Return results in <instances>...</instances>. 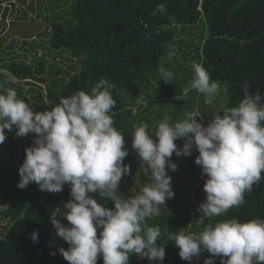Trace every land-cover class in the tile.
I'll use <instances>...</instances> for the list:
<instances>
[{"label":"trees","instance_id":"1","mask_svg":"<svg viewBox=\"0 0 264 264\" xmlns=\"http://www.w3.org/2000/svg\"><path fill=\"white\" fill-rule=\"evenodd\" d=\"M160 3L166 5V12L153 16ZM59 15L55 14L56 20L38 35L47 40V50L54 55L57 50L67 52L78 67L71 65L69 70L65 69V75H61L62 70L57 67L54 81L45 83L42 89L40 84L52 66L46 67L42 58L31 61L26 60L24 54L7 51L8 59L0 57V92L14 89L19 98L40 112L51 110L62 97L77 91L89 93L97 82L106 79L114 85L111 89L115 100L113 126L125 137L127 150L135 151L131 147L134 126L152 120L153 103H174L176 100L184 113L190 112V108L182 107V100L175 96H181L193 78L192 68L180 74L177 70H169L173 73L171 83L160 79L159 68L168 59L169 46L175 50L173 57L182 53L189 61L202 64L211 81L225 86L224 103V96L220 101L224 110L238 106L244 96L245 82L251 85V92H258L264 98V0H76L71 5L70 19L62 22ZM4 20L5 13L0 24ZM161 25L168 27L161 29ZM194 25L201 26L204 36L198 44H186L180 39L177 28ZM191 45L193 49H190ZM30 46L41 47L35 41ZM183 46L189 51L182 52ZM195 93L196 90L188 93L190 106ZM141 96L147 101L145 106L136 104ZM5 134L7 138L0 144V217L6 222L0 235V264H68L59 252L60 248L66 250L68 244L55 235L50 213L61 207V216L57 219L67 224L62 217L66 211L62 205L70 199V188L65 185L56 193L40 191L35 183L24 189L17 188L18 168L32 138L16 136L15 128L5 130ZM179 140L175 141L177 147H180ZM192 154L198 155L194 149ZM182 157L173 154L171 160L176 163L183 161ZM132 161L130 155L124 163L129 165ZM196 175L200 185L193 193L176 188L174 197L168 199L167 208L151 218L154 227L161 230L157 244L165 247L162 264L167 261L188 264L179 257L175 244L168 240L170 234L181 229L199 234L207 225L214 226L227 219L234 218L241 223L264 219V173L259 183L244 193L243 204L230 208L219 217L202 221L198 220L201 214L197 209L205 199L202 185L207 177L201 176L200 167ZM128 186L138 189L130 174L122 177L117 195L123 194ZM93 195L98 203L113 207L112 201L98 193ZM34 230L38 233L36 242L30 238ZM209 255L204 251L200 256L205 259ZM97 264H103L102 257L98 256ZM129 264H149V261L133 254ZM193 264H196V258Z\"/></svg>","mask_w":264,"mask_h":264},{"label":"clouds","instance_id":"2","mask_svg":"<svg viewBox=\"0 0 264 264\" xmlns=\"http://www.w3.org/2000/svg\"><path fill=\"white\" fill-rule=\"evenodd\" d=\"M165 12L166 5L160 3L152 15ZM167 27L161 25V29ZM169 47L167 56L171 59L175 50ZM192 69L193 78L175 98L184 100L196 90L205 96V103L211 104L221 91L219 82L210 80L202 64L193 62ZM159 74L164 82H172L173 73L163 65ZM112 88L114 85L102 78L89 93L77 91L62 97L51 110L40 112L19 98L14 89L2 91L0 144L7 138L5 130L15 128L18 137L35 134L24 149L17 188L35 183L40 191L56 193L69 186L70 199L62 205L67 224L57 219L61 207L50 213L55 235L68 244L66 250L59 249L68 264H97L98 256L103 264H129L133 254L147 258L149 264H162L166 251L157 244L161 230H145V221L158 216L160 206L174 197L168 171H176L179 161L175 163L171 157L191 156L193 149L199 153L194 163L200 167L201 176L207 177L202 185L205 199L197 209L199 221L239 207L244 203V193L251 191L264 173V98L251 92V85L245 82L238 106L216 114L206 126L198 109L174 123L165 117L151 134L146 123L134 126L131 147L151 170L152 182L125 197L117 191L122 177L130 174L129 165L124 163L129 152L125 137L113 126ZM146 103L142 96L136 100L137 105ZM178 139L183 140L182 147H177ZM97 193L112 201L113 207L98 203L93 195ZM30 238L36 242L38 233L34 230ZM168 240L188 264L204 251L210 255L203 264H215V257H221V264H264V219L243 223L227 219L207 225L199 234L181 229Z\"/></svg>","mask_w":264,"mask_h":264},{"label":"rangeland","instance_id":"3","mask_svg":"<svg viewBox=\"0 0 264 264\" xmlns=\"http://www.w3.org/2000/svg\"><path fill=\"white\" fill-rule=\"evenodd\" d=\"M75 1L76 0H0V21H3V14L5 13V20L2 24H0V43L2 42V48H0V57L3 59H8L6 52H12V50H14L17 55L24 54L25 59L27 58L31 61H36L42 58L46 64V67L52 66V69L49 71V73L45 75L44 82L40 84V88L42 89L44 88L45 83H52L54 81L56 78L54 73L57 67L62 70L61 75H65V69L69 70L71 65L78 67L77 62H75L74 59H71L67 52L57 50L56 54L54 55L53 52L47 50V40L38 35L39 33L43 32L45 28H47V25L50 22L56 20L55 14H60L59 16L61 17L60 20L62 22L66 19H70L69 14L71 11V5L75 3ZM198 25H194L191 28L184 27V29L178 27L177 32L181 34L180 39L186 44H198L200 42V37L204 36V34L202 35L201 26L199 27ZM192 40H194V42H192ZM34 41L41 45V47L31 48L30 43ZM7 46H13L14 49L8 50ZM190 49H193L192 45L190 46ZM184 51H189V48L187 46H183L182 52ZM178 62L181 64V68ZM192 64L193 62L189 61L186 57H183L182 53H179L171 59H166L163 66L168 71L174 69L180 74L190 70L192 68ZM191 70V74H193V69ZM175 83L176 85L179 84L177 80H175ZM176 85H172V87ZM220 87V93L213 99L211 104L205 103V96L196 91L192 101L193 104L190 106L188 95L186 99L182 100L185 102V104H183L181 101V104L183 105L182 107L187 109L190 108V112L198 109L201 113L200 118L202 119H200V121L206 126V122H208L216 114L219 113L222 115L225 112L220 103L221 97L223 96L222 102L224 103L225 86L220 84ZM173 102L174 103H153L154 109H150L153 113L152 120L146 123L148 125V131L150 134L155 132L158 123L161 122L165 117H169L173 123L186 118V115L189 112L184 113V110L179 108L180 104L177 103L176 100ZM143 106H145V104ZM34 135L35 134H29L32 139ZM153 139H155V137H153ZM178 144L180 147H182L183 140L180 139ZM128 152V156L132 155L133 160L129 164L130 176L134 180V183L138 189L128 186V189L123 194H121L125 197L139 192L145 184L152 182V175L148 173L150 169H148L139 159L135 151L128 150ZM195 152L198 153L196 150ZM192 156L194 155L192 154L188 157H182L183 161L180 160L178 162L177 170L168 171V175L171 176V187L173 192L176 190V188H180L185 192L193 193L195 188L200 185L196 179V173L199 169L198 165L194 163V158L196 156ZM139 173H141L143 176H140ZM167 203L168 200L166 201L165 205L160 206L159 212L162 209L167 208ZM151 218L152 217L147 218L148 221L145 223V230L147 227H154V224L151 223ZM160 222L161 221H159V224ZM5 224V220L0 217V235ZM203 261L204 259L200 256L198 259H196V264H203ZM166 264H173V262L167 261ZM215 264H221V257H215Z\"/></svg>","mask_w":264,"mask_h":264}]
</instances>
